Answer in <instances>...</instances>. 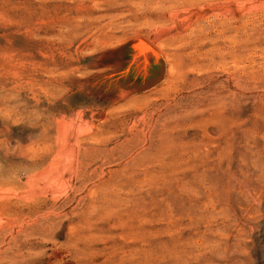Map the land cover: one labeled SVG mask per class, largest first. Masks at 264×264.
Here are the masks:
<instances>
[{
  "label": "rangeland",
  "instance_id": "374dc122",
  "mask_svg": "<svg viewBox=\"0 0 264 264\" xmlns=\"http://www.w3.org/2000/svg\"><path fill=\"white\" fill-rule=\"evenodd\" d=\"M0 264H264V0H0Z\"/></svg>",
  "mask_w": 264,
  "mask_h": 264
},
{
  "label": "bare ground",
  "instance_id": "6f19581e",
  "mask_svg": "<svg viewBox=\"0 0 264 264\" xmlns=\"http://www.w3.org/2000/svg\"><path fill=\"white\" fill-rule=\"evenodd\" d=\"M124 42V41H123ZM131 50L133 52H137L139 55H141L140 57H142L143 62H142V68H143V72L145 71V69L147 68V66H149L151 64V62L153 61L155 66H160V60L158 59V55L154 52V50L152 48H150L144 41L142 40H138L136 42H134L131 45ZM135 50V51H134ZM142 51H150L152 53V55L154 56V58H150L149 59V63H147V61L145 60V57L143 56V54L141 53ZM139 58V56L137 57ZM159 63V64H158ZM127 69V68H126ZM141 71V72H142ZM110 75V74H109ZM108 76V75H107ZM162 78L163 77V72H160L158 78ZM94 80V79H93ZM129 81V80H128ZM109 82V81H108ZM100 87V86H99ZM105 87V86H104ZM97 88V87H96ZM121 96V95H120Z\"/></svg>",
  "mask_w": 264,
  "mask_h": 264
},
{
  "label": "crops",
  "instance_id": "0c3cea01",
  "mask_svg": "<svg viewBox=\"0 0 264 264\" xmlns=\"http://www.w3.org/2000/svg\"><path fill=\"white\" fill-rule=\"evenodd\" d=\"M134 53V52H132ZM155 66L154 63H152V66ZM151 66V64H150ZM150 66H148L147 68H149ZM146 70V69H145ZM148 70V69H147ZM144 71V73H142L143 75H140L142 77H144L146 79V84H144V86L140 89V91H145L147 89H150L152 87H154L155 85L158 84V81H160L162 78H158L159 74H160V67H159V70L155 72L154 69H151L152 72L150 73L149 71ZM137 75V74H136ZM148 77V78H146Z\"/></svg>",
  "mask_w": 264,
  "mask_h": 264
}]
</instances>
